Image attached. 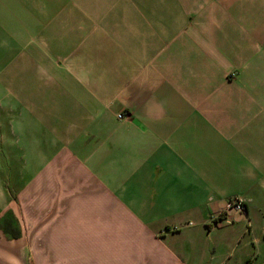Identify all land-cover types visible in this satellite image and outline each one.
<instances>
[{"label": "crops", "instance_id": "crops-1", "mask_svg": "<svg viewBox=\"0 0 264 264\" xmlns=\"http://www.w3.org/2000/svg\"><path fill=\"white\" fill-rule=\"evenodd\" d=\"M118 4L0 0V264H264V0Z\"/></svg>", "mask_w": 264, "mask_h": 264}, {"label": "rangeland", "instance_id": "rangeland-1", "mask_svg": "<svg viewBox=\"0 0 264 264\" xmlns=\"http://www.w3.org/2000/svg\"><path fill=\"white\" fill-rule=\"evenodd\" d=\"M78 6L82 7V12L84 15H97V14H110L113 16H120L122 15L123 5L118 4L121 0H77ZM200 0H190V2L193 3L192 7H197ZM197 4V5H196ZM121 7V8H120ZM91 25V24H90ZM63 26H53V29L56 28H62ZM64 28V27H63ZM91 30V27H87L83 30L74 31L72 28H68L67 31H60L63 33L54 32L52 36V42L53 37L57 41H63V47L68 50L67 53L60 54L59 52L53 54V62L58 61L59 63L61 61L68 62V70L67 75L68 77H76V76H82V73L84 72V76H91L92 69L91 68H80V62H84L85 66H90V61L93 59V45L91 43L92 36L91 32L88 30ZM120 30H124V26L119 27ZM59 30V29H58ZM73 30V31H72ZM80 38H83V43L79 44ZM51 44V51L53 53V48ZM55 55V56H54ZM66 70L62 68H53L52 69V76L57 77H64ZM85 83H88L85 85L86 87L90 86V83L85 81Z\"/></svg>", "mask_w": 264, "mask_h": 264}, {"label": "built area", "instance_id": "built-area-1", "mask_svg": "<svg viewBox=\"0 0 264 264\" xmlns=\"http://www.w3.org/2000/svg\"><path fill=\"white\" fill-rule=\"evenodd\" d=\"M117 117L123 118V113L117 114ZM226 207L227 209H235L237 211H243L244 210L243 200L237 197L229 198Z\"/></svg>", "mask_w": 264, "mask_h": 264}]
</instances>
